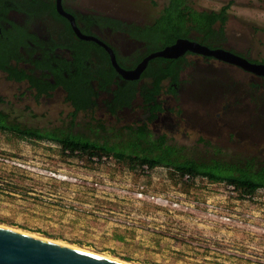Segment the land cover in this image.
Masks as SVG:
<instances>
[{"label":"rangeland","instance_id":"obj_1","mask_svg":"<svg viewBox=\"0 0 264 264\" xmlns=\"http://www.w3.org/2000/svg\"><path fill=\"white\" fill-rule=\"evenodd\" d=\"M167 1L65 0L69 8L139 24L153 22ZM228 1L224 46L264 61V0L191 3L218 9ZM115 36L120 53L131 47L123 35ZM186 57L181 92L175 98L162 93L171 104L173 125L158 131L181 144H199V150L202 136L232 153L264 159V79L238 65L192 53ZM196 82L206 89L198 93ZM139 101L138 95L134 107L118 116L105 113L98 103L91 114L79 112L76 118L81 125L92 115L114 126L137 122ZM0 107L40 127L68 123L73 110L64 93L35 96L26 83L2 72ZM105 155L69 154L53 141L0 130V223L133 264H264V191L247 200L216 181L188 182L164 166L146 172ZM140 191L180 203L162 206L139 196ZM207 203L216 213L234 211L229 213H235V220L209 216Z\"/></svg>","mask_w":264,"mask_h":264},{"label":"trees","instance_id":"obj_2","mask_svg":"<svg viewBox=\"0 0 264 264\" xmlns=\"http://www.w3.org/2000/svg\"><path fill=\"white\" fill-rule=\"evenodd\" d=\"M190 2L191 0H168L159 16L145 25L128 24L102 15H99V24L113 25L116 29L124 30L131 36L145 41L147 51L140 55L137 52L132 67L149 52L172 44L181 37L194 35L206 44L221 42L219 37H224L228 18L225 7L219 11L200 10ZM54 11L59 15L55 8ZM5 52L4 49L0 50V68L7 72L9 78L17 80L29 78L30 87H36L38 97L42 92L49 93L54 85L45 80L48 85L42 86L39 83L41 79L38 80L25 69L12 65L5 57ZM109 56V53L99 45L97 70H91L93 66L89 64L88 68L92 73L88 76L82 73V64L78 63L79 69L76 73H71L72 79L65 80L64 86L67 90L65 98L73 108L68 123L50 127L35 126L19 120L16 112L0 107V130L20 137L53 141L60 144L63 152L69 154H86L93 157L106 153L132 167L142 168L146 164L153 169L164 166L169 169L171 175L179 179L188 173L193 178L205 177L210 181L231 182L242 197L253 195L264 188V159L260 155L232 153L228 147L202 136L198 139L201 143L200 150L199 144L188 146L175 142L168 132L158 133L150 127L154 112L151 117H146L145 122L135 121L114 126L92 115L90 120L81 125L76 118L78 113L91 114L97 106V89L94 90L89 80L95 79L99 82V88H105L113 81L114 75H117ZM186 64L184 56L153 57L139 78L124 79L123 84L118 81V88L113 90L116 99L107 103L115 109L117 107L112 102L122 107L123 102L129 104L139 95L154 109L158 93H177L180 71ZM94 72L96 73L93 74Z\"/></svg>","mask_w":264,"mask_h":264},{"label":"flooded vegetation","instance_id":"obj_3","mask_svg":"<svg viewBox=\"0 0 264 264\" xmlns=\"http://www.w3.org/2000/svg\"><path fill=\"white\" fill-rule=\"evenodd\" d=\"M57 2V0H0V50L4 49L6 51L5 57L9 59V62L12 63V65L25 69L27 73L33 74L38 80L41 79L39 83L42 86H44V84L48 85L44 82L45 80H48L52 85H54L53 88L50 89L49 93L42 92L40 94L39 97L43 98H46L47 95L52 92H61L66 95L67 90L64 86V82L65 80H71V73H76L78 71V63L82 64V73L91 76L92 72L90 71L97 70L96 63H99V45L109 53V51L102 44H100L98 40L81 37L73 27L72 20L58 11ZM230 2L231 1H228L222 4L218 9L197 8L193 3L190 2V4L200 10L219 11L225 7L226 13L229 14ZM61 3L65 10L73 14V19L81 32L85 34H92L111 46V48L115 51L119 64L122 67L126 69H132L137 66L138 63L132 67L135 61V55H137V52L140 55L147 51L145 41L131 36L124 30L116 29L113 25L99 24V15L116 18L128 24H145L130 22L128 20L107 14L86 12L71 7L69 8L65 0H61ZM54 8L59 15L55 13ZM115 34L123 35L127 45L131 46L129 49L122 47V54L119 52L115 44L117 43ZM181 38H190L192 40H196L212 49L222 48L245 57L252 63L264 64V61L260 59H252L250 56L242 52L224 46L223 40H225V37H219L221 42L217 43L216 41L211 44L201 42L194 35ZM188 53L202 56L207 60L216 59L222 62L238 65L228 59L218 58L215 55L204 54L201 52H193L191 50H187L184 54L179 56H184L187 61L186 55ZM109 57L111 59V56ZM89 64L93 66L91 70L88 68ZM246 70L259 76L261 79H264V74L254 72L249 69ZM182 71L183 69L180 71V74ZM195 71H197V68ZM0 72L5 73L7 76V72L1 68ZM95 73L96 72L93 74ZM7 78L18 83H26V85L30 87L29 78L20 80L9 78L8 76ZM124 79L128 78L124 77L117 71V75H114L113 81L108 83L105 88H99V82L97 80H89L94 90L95 88L97 89V105L98 103L99 105L102 104L105 113L108 112L113 116H118L121 115V112L131 109L132 106L134 107L135 98L138 95L132 99L129 104L123 102V104H121L122 107L117 106L115 104L116 102H112L115 107H117L115 109H113L112 106L107 103L108 101L115 98L116 94H114L113 90L118 88V81L123 84ZM194 84L198 89V93H200L201 90L206 89L204 88L205 86L200 84V82H196ZM261 85L263 86L264 84L261 83ZM181 88L182 84L177 85V92H181ZM31 89L35 91V96H37L36 87L34 86ZM162 93L163 92L157 94L155 103L156 106H154V109L146 104L144 98L140 96L138 106L142 113H140L139 116H136L141 117L138 121L145 122L146 117H151L152 113L154 112V118L151 120L149 125L154 131L158 133V129L160 128L167 129L172 127L174 121L172 112L170 110L171 104L167 102L165 97H162ZM167 94H169L171 98H175V92H170Z\"/></svg>","mask_w":264,"mask_h":264},{"label":"water","instance_id":"obj_4","mask_svg":"<svg viewBox=\"0 0 264 264\" xmlns=\"http://www.w3.org/2000/svg\"><path fill=\"white\" fill-rule=\"evenodd\" d=\"M59 12L72 20V25L83 38L98 40L110 53L112 64L117 71L128 79H136L147 66L149 60L156 56L177 57L187 50L215 55L228 59L246 69L264 74V64H255L234 52L218 48L212 49L190 38H179L174 43L147 54L136 67L126 69L122 67L110 45L92 34H85L79 30L73 14L65 10L61 0H57ZM0 264H132L126 260L106 257L87 250L79 249L65 243L56 242L52 238L37 236L0 224Z\"/></svg>","mask_w":264,"mask_h":264},{"label":"built area","instance_id":"obj_5","mask_svg":"<svg viewBox=\"0 0 264 264\" xmlns=\"http://www.w3.org/2000/svg\"><path fill=\"white\" fill-rule=\"evenodd\" d=\"M101 156V155H100ZM107 155L105 154H102L101 158H106ZM93 158H97V157H93ZM100 158V157H99ZM142 169L145 170L146 172H149L150 170H152L151 168H149L148 165L144 164L142 166ZM197 178H205V177H196V178H193L190 174L188 173H185L182 177V180L184 181H188V182H192L194 181L195 179ZM207 179V178H206ZM219 184H221L227 191L228 193L230 194H233L235 197H238L239 195V191L237 189V187L231 183V182H226V181H221V182H218ZM259 190H262L264 191V188H261ZM226 192V193H227ZM258 192V191H257ZM139 196L141 197H145L147 199H150L152 200L154 203H157L159 205H162V206H176V205H179L180 201H177L175 199H171L170 197L168 196H164V194H157V193H147L145 194L144 191H140L139 192ZM257 197L256 193L253 194V195H244L243 196V199H247V200H250V199H253ZM210 207L208 208L209 211L208 214L209 216H212L214 218H219V217H222L224 220H227L229 223L232 221V220H235L236 218V215L235 213L231 214L229 212H234V211H223L224 213L221 214V213H216V211H213V206L210 204V203H207ZM263 224V223H262ZM260 228H263L264 230V225H260Z\"/></svg>","mask_w":264,"mask_h":264},{"label":"bare ground","instance_id":"obj_6","mask_svg":"<svg viewBox=\"0 0 264 264\" xmlns=\"http://www.w3.org/2000/svg\"><path fill=\"white\" fill-rule=\"evenodd\" d=\"M0 224H1V223H0ZM1 225L6 226V227H10V228H13V229H17V230H19V231H23V232H26V233H30V234H33V235L42 236V235H39V234H37V233H35V232H29V231L22 230V229L17 228V227H12V226L5 225V224H1ZM44 237H45V236H44ZM47 238H49V237H47ZM53 240L56 241V242H61V243H65V244H67V245H71V246H73V247H77V248H79V249H83V250L90 251L89 249L82 248V247H79V246L74 245V244H69V243L63 242V241H61V240H57V239H53ZM90 252H93V253H96V254H100V255H103V256H106V257H113V256H111V255L102 254V253H97V252H94V251H90ZM113 258H115V259H120V258H117L116 256L113 257ZM121 260H123V259H121ZM127 262H129V261H127ZM129 263H131V262H129ZM132 264H133V263H132Z\"/></svg>","mask_w":264,"mask_h":264}]
</instances>
